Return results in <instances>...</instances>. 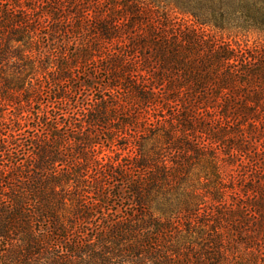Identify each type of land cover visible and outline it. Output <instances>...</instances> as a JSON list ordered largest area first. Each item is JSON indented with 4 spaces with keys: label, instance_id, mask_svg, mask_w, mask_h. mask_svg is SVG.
Instances as JSON below:
<instances>
[{
    "label": "trees",
    "instance_id": "trees-1",
    "mask_svg": "<svg viewBox=\"0 0 264 264\" xmlns=\"http://www.w3.org/2000/svg\"><path fill=\"white\" fill-rule=\"evenodd\" d=\"M251 32L264 0H0V264H264Z\"/></svg>",
    "mask_w": 264,
    "mask_h": 264
},
{
    "label": "rangeland",
    "instance_id": "rangeland-1",
    "mask_svg": "<svg viewBox=\"0 0 264 264\" xmlns=\"http://www.w3.org/2000/svg\"><path fill=\"white\" fill-rule=\"evenodd\" d=\"M178 20L176 21V23L178 25H187L189 27H196L195 23L193 22L192 18L190 17H182V16H178L177 17ZM207 34H210L212 36H216V39H223L227 42H232L234 41V38L229 37L228 34L222 35L221 33H218L212 29H204ZM237 41L239 42V44L242 47H247L250 49H254L255 47H261V49H263L264 51V34L261 33H256V32H251V33H243L240 34L239 37L237 38ZM68 52H72L75 50L74 47L69 46L66 49ZM48 62V61H47ZM88 73L90 75H93L94 77V87H97V89H99V87L97 86V83H99L100 85H102L103 87H107L108 85V77L107 75L102 72L99 75H95L92 69H90V67L87 69ZM80 77V80L79 78ZM73 80H71L70 83L66 84L64 86V88L66 89H70L72 87H75V89H77V91L80 90V92H72L68 94V98L71 102V104L73 106H75L76 103L80 104L79 106L82 107V104L86 105V102L88 100H95L96 98H98V96H100V94H98L96 92V90H93L92 92H85L82 83L87 81L83 75H74ZM93 81V80H92ZM51 95H49L50 97ZM77 104V105H78ZM78 110V109H76ZM116 125H112L109 129H107V131H105V136H102L101 139H99V143L100 145L97 146L96 150L98 151V153H100L99 155V159H104L105 161H108L110 159H116L117 157L119 158H123L127 155V151H124V147L123 146L125 144V142H118L115 138H114V133L117 132L116 128H119V126L115 127ZM112 132H114L112 134Z\"/></svg>",
    "mask_w": 264,
    "mask_h": 264
}]
</instances>
